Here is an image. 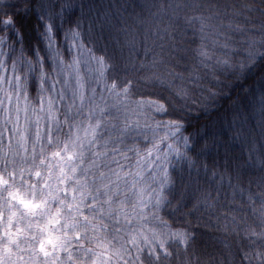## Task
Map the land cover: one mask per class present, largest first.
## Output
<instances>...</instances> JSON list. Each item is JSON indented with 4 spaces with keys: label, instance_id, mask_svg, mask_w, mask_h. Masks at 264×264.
I'll use <instances>...</instances> for the list:
<instances>
[{
    "label": "snow or ice",
    "instance_id": "6c2138e0",
    "mask_svg": "<svg viewBox=\"0 0 264 264\" xmlns=\"http://www.w3.org/2000/svg\"><path fill=\"white\" fill-rule=\"evenodd\" d=\"M0 264H264V0H0Z\"/></svg>",
    "mask_w": 264,
    "mask_h": 264
},
{
    "label": "trees",
    "instance_id": "16d2710c",
    "mask_svg": "<svg viewBox=\"0 0 264 264\" xmlns=\"http://www.w3.org/2000/svg\"><path fill=\"white\" fill-rule=\"evenodd\" d=\"M103 3H113V4H117V3H126V2H131V0H102ZM140 2H143V0H140ZM156 2L158 3H163L166 2V0H156ZM139 11V10H137ZM28 27V25H26V28ZM29 36H32L31 31L29 30L28 32ZM241 87V85H237V87L233 90V95H235V93L239 90V88ZM227 107V101L226 100H222L218 103L217 108L218 111L222 112L224 110V108ZM215 117V113H213V118ZM260 120V116L258 113H252L249 115V126L251 127H257L258 122ZM257 131H258V127H257Z\"/></svg>",
    "mask_w": 264,
    "mask_h": 264
}]
</instances>
